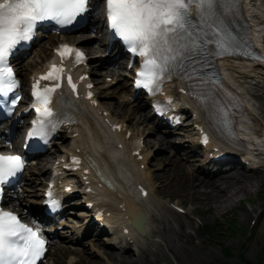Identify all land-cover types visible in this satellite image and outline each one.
<instances>
[{
    "label": "rangeland",
    "instance_id": "rangeland-1",
    "mask_svg": "<svg viewBox=\"0 0 264 264\" xmlns=\"http://www.w3.org/2000/svg\"><path fill=\"white\" fill-rule=\"evenodd\" d=\"M49 43V41H45L43 45L49 46ZM96 47H99V44L94 46V48ZM243 72L245 75L254 76L253 80L252 78L242 80L237 74H233V76L237 84L253 88L251 93H254L255 96L251 106L254 114L251 116L254 118L251 119L248 127L252 133H256L255 135H261L264 129L261 123L264 121V97H262L264 93V70L251 72L250 69H247ZM98 74L101 76L96 74V79H102L99 85L105 84L104 76L114 75L110 69H105L103 73L99 72ZM126 87V81H122L118 85L104 90L101 99L102 105L111 110L115 117L125 119L135 133H142L146 136L148 133L154 132L146 140L149 139L151 146H156L162 150L154 157L157 159L151 163L153 176L160 179L157 180L160 181L161 189H157V187L156 189L160 190L161 194L172 197L179 204L188 206L192 217L203 223V226H200L197 222L195 224L193 219L189 221L183 215L176 214L170 210L171 208L164 200H156L160 196L151 194L150 200L153 201L155 208L160 206L167 208L163 207L158 211L152 210L153 219L150 221H152L154 234L149 240L142 243L140 256L137 253V256L134 257L136 262L138 259H142L137 263L129 264H249V262L264 264V214L259 215L260 211L264 209V156L262 157L263 162L256 165L259 168V171L256 172H260L259 177H262L263 180L258 183L255 182V179L251 180L253 177L248 178V175H256V172L251 170L243 174L240 173L243 170H240V172L231 175L229 180L235 179L234 182L238 180L242 182L233 184L226 191L224 195L229 194L232 198L223 207H218L220 199L216 198L215 193L209 191L211 189L204 186V184L208 185L212 182L201 180L196 173L198 167L195 163H192L189 158L184 159L187 148L176 150L172 146L175 145L174 140L168 149L164 148L167 145L159 148L156 137L165 136L160 130L155 132L152 122L148 121V113L145 110H134L135 105L127 99ZM71 141H68L61 150L67 151L66 148L70 146ZM176 158L178 163L173 164L172 159L176 160ZM43 162L44 165L41 168H46L45 171H48L49 159ZM260 165L262 167H258ZM34 172L35 175L39 174L37 171ZM35 177L39 178L40 176L36 175ZM40 181H36L38 185ZM192 183L199 187L195 189V185ZM243 199L247 200L241 202ZM253 218H256V222L251 225ZM73 220L75 221L74 224L79 221L76 217H73ZM181 221L186 224V231L194 238V242L191 244L186 243L184 245L176 238L174 227L178 230ZM165 227L171 228L172 244L177 248L175 250L176 257L167 249V247L173 246H168L165 243V238L168 235ZM88 243L91 244L76 249L71 244L61 243L60 248L53 249L52 261L49 264H68L70 254L78 256L79 259L81 257L80 264H124V260H129V256H131L130 254L123 256L116 249L107 248L108 246L102 240L95 242L92 239ZM227 251L230 252V256L226 255ZM109 254L116 256V258L112 260Z\"/></svg>",
    "mask_w": 264,
    "mask_h": 264
},
{
    "label": "bare ground",
    "instance_id": "bare-ground-1",
    "mask_svg": "<svg viewBox=\"0 0 264 264\" xmlns=\"http://www.w3.org/2000/svg\"><path fill=\"white\" fill-rule=\"evenodd\" d=\"M258 26V25H257ZM261 35V31L260 29L257 31V37H259ZM79 39H75L74 42L78 41ZM99 41H93V40H87V41H82L79 45L82 47H86L89 48V53H91L92 51H95L96 48L92 47L94 46L96 43H98ZM100 44V42H99ZM264 47V46H263ZM45 52V51H44ZM109 59V57H107L104 60H101L102 62L107 61ZM229 62V61H227ZM225 62V63H227ZM224 63V64H225ZM243 65H240L239 68L240 69H250L251 72H256V71H263L264 70V62H257V63H249L247 65H244V63L242 62ZM249 77V76H248ZM247 77V78H248ZM250 103V101L248 100V104ZM250 108L249 110L251 112H253L252 106L249 104ZM139 108L141 109L142 106H139ZM135 110V108H134ZM250 113L247 114L246 116L243 117L242 122H241V129L242 131V137L247 138L248 139V144L250 148L245 147L244 145H240V144H235V146L230 147L229 149H231L233 154H240V155H244L246 157V159L252 163L251 165H254L255 163L258 162H263V156H264V140H263V136L264 135H255V132H251L249 131L250 128L248 127L249 123L251 121V117H250ZM131 118V116L129 117V119ZM199 118L200 114H199ZM118 119L115 118L112 114L111 116H107V119L103 116H98L96 118V120L94 122H92L91 120H89L88 122L85 121L83 126H79L77 129V133H78V137L76 138V147H79L81 149V147H87L89 149V151L98 158V160L103 163V169L109 172V174L113 177V179L111 178L112 181H116L118 182V186L116 189H112L106 186L105 187H101L99 186L98 183H95L93 181V177H94V172H89V178H90V182H91V187L92 190H99L100 191V198L99 199H95L96 201H98V205L104 206L106 207L107 211L111 212L110 217L106 218V222L109 224H125L128 222L126 221L125 217L127 214H132V211L135 213V210H138V212H140L139 214L142 215V213H145L147 216V220L145 218H143V226L146 228L147 230V235L150 229V219H151V215H150V211H149V205H147L146 203V199H142L140 198L139 194H136V197L131 198L129 197L126 192H124L126 189L123 186L122 182L120 179H118V176H122L125 181H127V183H131L132 184L128 187V189H131L134 187V179H137L138 182H142L144 183L146 186L148 184V189H150L151 191L154 189L153 184H151V178H150V172L148 171V169L145 170H141V165H145L148 162V157L149 155L147 154V151H145L144 149H142V155H143V161L138 162L136 157L132 156V151L136 150L132 149L131 147H133V145L136 143L138 144L140 142V139L138 137H136L135 135H131L130 139L131 141H127L126 139V132L128 131L125 126H123V128L118 131H113L112 128L114 125L116 124H120V122L117 121ZM203 122V121H202ZM125 128V129H124ZM247 131H249L250 133H248ZM154 132H150L148 134V138L153 134ZM147 146H150V140L147 139ZM156 141L157 143H164L166 144V139L164 138H158L156 137ZM114 143L117 144L120 148L115 147ZM145 144V140L143 142ZM237 146L239 148H237ZM225 150V149H224ZM124 157V160L122 159ZM235 160V158H233ZM111 162H110V161ZM127 161V162H126ZM128 163V164H127ZM178 163L177 160H175L173 162V164ZM229 163H231V160H229ZM236 163V162H235ZM129 166V168L126 169V166ZM182 165V164H180ZM183 166V165H182ZM184 167V166H183ZM249 167L245 168V167H241V169L243 170L242 172H240V170H237L235 173L236 174L238 172H240L241 174L247 172L249 169ZM250 169H254V167H250ZM39 171H41V174L44 175L47 171H45V168H40ZM252 171H259V170H252ZM260 172H256L255 176L254 175H248V178H252L251 180L255 179V182L260 183L263 179L262 177H259ZM231 173L227 174L226 177H221L218 179H215L211 184H204V186L208 187L211 193H215L216 194V198L220 199L219 201V206L218 207H223L225 205L226 202H228V200H230L232 198V196L228 195H224L226 193V191L231 188L233 186V184H238L240 182H242L241 180H238L236 182L235 179H231L229 180V178H231L232 176H228ZM72 178H77L76 176H72ZM193 178L195 179V177L193 176ZM147 183V184H146ZM192 185H195V189H197L199 186L197 184L192 183ZM98 188V189H97ZM208 192V191H206ZM151 195L150 191L148 196ZM94 200V198H93ZM137 200H139L140 202H138ZM95 202V201H94ZM127 204V205H126ZM121 206V208H120ZM137 214V213H135ZM149 217V219H148ZM140 221H141V217L139 215ZM190 219V218H188ZM139 221V222H140ZM140 225V223H139ZM166 232H168V235L165 238V243L168 246H173L172 242H173V236L171 234V228H167L165 227ZM174 231L176 232V238L179 239V241H181L184 245H186V243L191 244V242H194V238L191 234H189L186 231V224L184 222L181 221L180 225H179V229L176 230L174 227ZM115 235H120L123 236L122 238H125V235L122 233L121 229L117 230V232L115 233ZM130 235H132V233H130ZM129 235V236H130ZM131 239H134L133 236H130ZM135 241V240H134ZM134 242H132L129 246H134ZM168 251L174 255V257H176V252L175 250H177L176 247H167ZM110 258L113 260L116 258V256H112L111 254H109ZM142 258H140L139 260H141ZM133 258H129V260H127V263H136V261H133Z\"/></svg>",
    "mask_w": 264,
    "mask_h": 264
},
{
    "label": "trees",
    "instance_id": "trees-1",
    "mask_svg": "<svg viewBox=\"0 0 264 264\" xmlns=\"http://www.w3.org/2000/svg\"><path fill=\"white\" fill-rule=\"evenodd\" d=\"M227 254L229 255L230 253L228 252ZM251 264H253V263H251Z\"/></svg>",
    "mask_w": 264,
    "mask_h": 264
}]
</instances>
